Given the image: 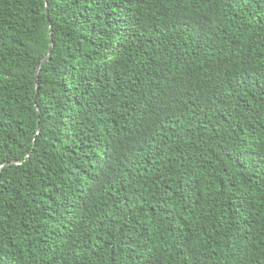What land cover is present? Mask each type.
<instances>
[{"label":"trees","instance_id":"trees-1","mask_svg":"<svg viewBox=\"0 0 264 264\" xmlns=\"http://www.w3.org/2000/svg\"><path fill=\"white\" fill-rule=\"evenodd\" d=\"M0 264H264V0H0Z\"/></svg>","mask_w":264,"mask_h":264},{"label":"water","instance_id":"water-1","mask_svg":"<svg viewBox=\"0 0 264 264\" xmlns=\"http://www.w3.org/2000/svg\"><path fill=\"white\" fill-rule=\"evenodd\" d=\"M47 13V12H46ZM51 52H52V29H49V50L48 53L45 57V59L41 62V64L38 66L37 71H36V75H35V81L37 82V77L40 71V68L43 64L47 63L50 60L51 57ZM37 92H38V86H37ZM38 95V94H37ZM36 95V96H37Z\"/></svg>","mask_w":264,"mask_h":264}]
</instances>
